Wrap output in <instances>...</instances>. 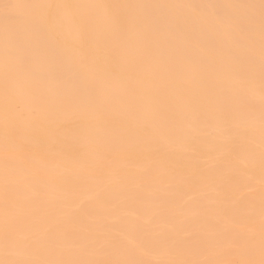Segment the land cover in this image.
Returning a JSON list of instances; mask_svg holds the SVG:
<instances>
[{"label":"snow or ice","instance_id":"1","mask_svg":"<svg viewBox=\"0 0 264 264\" xmlns=\"http://www.w3.org/2000/svg\"><path fill=\"white\" fill-rule=\"evenodd\" d=\"M0 264H264V0H0Z\"/></svg>","mask_w":264,"mask_h":264},{"label":"bare ground","instance_id":"2","mask_svg":"<svg viewBox=\"0 0 264 264\" xmlns=\"http://www.w3.org/2000/svg\"><path fill=\"white\" fill-rule=\"evenodd\" d=\"M123 2L157 3V2H174V0H123ZM194 2H200V0H194ZM214 2H223V0H214ZM189 195H191V193H189Z\"/></svg>","mask_w":264,"mask_h":264}]
</instances>
